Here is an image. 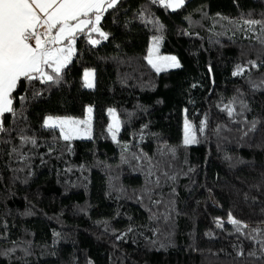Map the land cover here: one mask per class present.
I'll list each match as a JSON object with an SVG mask.
<instances>
[{
    "label": "trees",
    "instance_id": "trees-1",
    "mask_svg": "<svg viewBox=\"0 0 264 264\" xmlns=\"http://www.w3.org/2000/svg\"><path fill=\"white\" fill-rule=\"evenodd\" d=\"M100 26L2 116L0 264H264V0H118ZM153 37L180 67L149 63ZM89 105L92 138L45 125Z\"/></svg>",
    "mask_w": 264,
    "mask_h": 264
},
{
    "label": "snow or ice",
    "instance_id": "snow-or-ice-1",
    "mask_svg": "<svg viewBox=\"0 0 264 264\" xmlns=\"http://www.w3.org/2000/svg\"><path fill=\"white\" fill-rule=\"evenodd\" d=\"M118 0H0V116L13 112V92L22 80L54 79L69 62L77 33L85 29L105 36L98 27L102 13ZM165 7L179 8L184 0H161ZM254 23V22H249ZM67 41V44H65ZM98 43L96 40L91 41ZM178 67L175 57H165ZM157 71L161 68L149 59ZM89 74L86 73V76ZM91 87V81H88ZM91 112V109H89ZM82 123L69 118L48 117L45 125L59 126L68 140ZM118 127V125H117ZM111 130V128H110ZM115 138V135L113 136ZM195 142L191 126L185 124L184 143ZM232 223H237L232 220Z\"/></svg>",
    "mask_w": 264,
    "mask_h": 264
},
{
    "label": "rangeland",
    "instance_id": "rangeland-1",
    "mask_svg": "<svg viewBox=\"0 0 264 264\" xmlns=\"http://www.w3.org/2000/svg\"><path fill=\"white\" fill-rule=\"evenodd\" d=\"M164 1L167 2V0H164ZM170 9H174V8H170ZM98 27L104 33V31L102 30V28L100 26V22H99ZM88 31L90 32V29H88ZM90 33H92L91 37H90V42L92 40L98 41V43H95V44H93L91 42V44H93V45L100 44L106 38L105 36H101L98 32H90ZM65 44H67V41H65ZM72 48H73V52H72V55L69 58V62L66 64V66L71 62V60L73 59V57L75 55V50H76L75 49V42L72 45ZM165 57H168V58L175 57L176 58L175 62L179 65L178 67L181 66V61L178 58V56L175 55V54H172V53H164V52H162V40L160 38L153 37L151 39L150 45H149L148 56H147L148 61H149V59H151L153 62L157 63L158 66L161 68L160 71H166V70L178 68V67L171 66L172 62L170 60H167V61L164 60ZM86 71H87V74H89V73L92 74V78L91 79L88 76L84 77L85 78V82H86V86H87V88H93L95 86V70L94 69H88ZM88 81H91V83H92L91 87L88 86ZM89 109H91V112H89ZM108 116H109V119H110V121H109V129L111 128V130H110L111 135H112V137L115 135L114 139L117 140L119 132L121 131V120H120L119 114H118V112H117V110L115 108H109L108 109ZM49 117L60 118V119L69 118V119H72V120H75V121H81L82 122V123H79L77 125H74V127L76 129H78V131L73 133L71 135L70 139H89V138L93 137V131H94V110H93V106L92 105H89L87 107L86 114H85L84 117H73V116H49ZM1 120H2V116H0V124H1ZM186 122H187L188 125L191 126V129H192L193 134L195 136V142L187 144V145H192V144H195L197 142V130L195 129V127L191 123V121H189L187 118H185V121H184V136H185V124H186ZM117 125H118V127H117ZM56 128H58L60 130L62 136L64 137V135H63V133L61 131V128L59 126H56Z\"/></svg>",
    "mask_w": 264,
    "mask_h": 264
},
{
    "label": "crops",
    "instance_id": "crops-1",
    "mask_svg": "<svg viewBox=\"0 0 264 264\" xmlns=\"http://www.w3.org/2000/svg\"><path fill=\"white\" fill-rule=\"evenodd\" d=\"M85 30H88V29H85ZM86 73H87V71H85V73H84V77L86 76ZM88 77L91 79V78H92V74L89 73Z\"/></svg>",
    "mask_w": 264,
    "mask_h": 264
}]
</instances>
